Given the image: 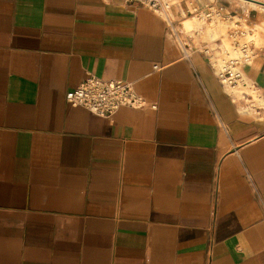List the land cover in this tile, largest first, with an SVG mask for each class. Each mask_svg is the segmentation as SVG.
Returning <instances> with one entry per match:
<instances>
[{"label":"crops","instance_id":"crops-1","mask_svg":"<svg viewBox=\"0 0 264 264\" xmlns=\"http://www.w3.org/2000/svg\"><path fill=\"white\" fill-rule=\"evenodd\" d=\"M179 1L0 0V264H264V17L234 98ZM88 75L156 108L70 105Z\"/></svg>","mask_w":264,"mask_h":264},{"label":"built area","instance_id":"built-area-1","mask_svg":"<svg viewBox=\"0 0 264 264\" xmlns=\"http://www.w3.org/2000/svg\"><path fill=\"white\" fill-rule=\"evenodd\" d=\"M125 1L138 2L158 13L164 9L162 0ZM237 47L242 51L243 57H248L249 46L246 43H242ZM217 50V46L202 47V52L207 56L219 82L223 86L225 84H236L238 80H241V74L237 68L238 62L234 59H228L226 64L216 69L215 63L219 56ZM156 67L157 65L154 64L153 68ZM230 95L232 94L230 93ZM64 97L70 105L82 106L100 116H109L121 107L135 109L156 108L155 103L146 102L145 98L134 87L133 82L123 79H103L95 75H88L74 88L66 91Z\"/></svg>","mask_w":264,"mask_h":264},{"label":"bare ground","instance_id":"bare-ground-1","mask_svg":"<svg viewBox=\"0 0 264 264\" xmlns=\"http://www.w3.org/2000/svg\"><path fill=\"white\" fill-rule=\"evenodd\" d=\"M173 1L174 0H162L164 4V9L162 11H159V13L162 14L163 16L168 17L167 12ZM230 1L236 2L242 7L243 14L241 15V18L244 17L245 20L247 18V12L249 11L250 8H252V6H257L258 9H264V0H253L256 2H251L249 0H230ZM215 7L216 6L213 5L210 7V9L215 10L216 9ZM218 7L219 6H217V8ZM220 19H222V17L218 11L216 12L214 11L213 15L211 13H202V12L195 13L193 15L191 14V16L185 17L181 20L180 30H182L183 32H191L192 28H195V30L199 31L200 33H205V32L211 33L215 40L217 39L222 40L225 43L223 44L221 42H212L210 45L218 47L217 54L219 56L217 57L215 63L216 69L226 64V61L228 59H234L236 60V62H238L237 68L241 74V80H238L236 84L224 85L225 89L229 93H231L234 98H237L239 95L242 94L241 92H243L244 90L249 92V89L247 88L249 83L246 82L247 75L244 74L243 68L247 64H249L253 59V52H254L253 46L258 45L260 39L258 30L259 28H261V24H260L261 22L256 23V21L252 20L250 24H248L250 30V34H249V30L246 27L238 26L237 23L234 24L235 22L232 21L231 23H228L233 26L231 28L232 32L228 33L225 29H223L222 34L218 35L215 31H213L214 29L213 24L207 20H210L211 22H216L219 21ZM238 43L239 45L242 43H246L249 46V49L247 51L248 57L246 58L243 57L242 51L237 47L239 46ZM242 87H244L245 89H242Z\"/></svg>","mask_w":264,"mask_h":264},{"label":"rangeland","instance_id":"rangeland-1","mask_svg":"<svg viewBox=\"0 0 264 264\" xmlns=\"http://www.w3.org/2000/svg\"><path fill=\"white\" fill-rule=\"evenodd\" d=\"M251 2H256L253 0H249ZM259 3V2H257ZM215 5L216 9H221V8H226L222 9L221 14H224V12L227 13V15H222V18H232V20L237 19L238 24L246 26L247 24H250L249 20H256L258 15L264 17V9H258L257 6H252V8L249 9V11L247 12V18L246 20L244 19V17L241 18V15L243 14V10L242 7L236 3V2H232L230 0H180L178 3V7L184 10V13L187 15H193L195 13H211L212 15L214 14V11L212 9H210L211 6ZM221 8L217 6H220ZM213 11V12H212ZM244 16V15H243ZM239 17V19H238ZM241 18V19H240ZM204 19V18H203ZM205 20V19H204ZM230 20V19H229ZM229 20H225L223 19V21H225V23H223V25H227V22ZM210 23H214L211 22L210 20H207ZM244 21V22H243ZM232 25L228 24V26L226 27V30L228 33L232 32ZM264 28V27H263ZM261 34L264 37V29L261 31ZM228 42V41H227ZM211 46L207 40H203L200 43L197 44V46H204L207 45ZM262 44H264V39L262 41ZM242 89H245L244 87H242Z\"/></svg>","mask_w":264,"mask_h":264}]
</instances>
